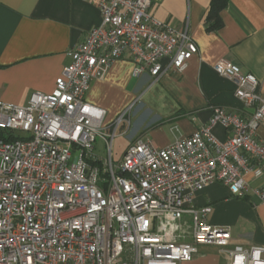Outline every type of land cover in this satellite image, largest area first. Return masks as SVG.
Instances as JSON below:
<instances>
[{"label":"built area","instance_id":"built-area-1","mask_svg":"<svg viewBox=\"0 0 264 264\" xmlns=\"http://www.w3.org/2000/svg\"><path fill=\"white\" fill-rule=\"evenodd\" d=\"M82 1L97 6L101 24L69 50L54 91L34 93L27 106L0 101V264H184L202 246L220 248L227 264H264V246H232L229 227L207 222L212 208L195 206L215 183L264 203V187L245 180L264 176L260 81L219 61L214 70L235 83L241 114L215 107L191 136L165 148L138 140L115 163L113 142L130 109L106 126V112L86 101L91 83L125 58L135 77L157 81L183 73L199 50L187 29L151 14L162 0ZM99 138L109 159L94 154Z\"/></svg>","mask_w":264,"mask_h":264},{"label":"crops","instance_id":"crops-1","mask_svg":"<svg viewBox=\"0 0 264 264\" xmlns=\"http://www.w3.org/2000/svg\"><path fill=\"white\" fill-rule=\"evenodd\" d=\"M212 1L162 0L151 8L159 21L187 29L198 47L183 73L170 71L157 81L147 74L135 77L134 64L125 58L112 64L105 79L91 83L86 101L106 112V126L130 109L119 133L127 147L149 138L165 148L206 125L215 107L241 114L235 83L214 70L221 60L253 74L264 94V0H228L217 19L211 18L216 27L210 28ZM101 20L97 6L82 0H0V101L27 106L34 93L51 94L71 63L69 50ZM214 133L226 139L221 127ZM258 135L264 142V127ZM245 180L250 189L264 187V176L246 175ZM195 206L212 208L207 222L229 227L232 246H264V203L252 193L235 197L215 183L196 194ZM182 224L191 242V217L185 215ZM199 251L184 264H227L220 248L202 246Z\"/></svg>","mask_w":264,"mask_h":264},{"label":"rangeland","instance_id":"rangeland-1","mask_svg":"<svg viewBox=\"0 0 264 264\" xmlns=\"http://www.w3.org/2000/svg\"><path fill=\"white\" fill-rule=\"evenodd\" d=\"M126 148H127L126 138H124V136H120V134L118 133L117 137L113 142L112 154H111L112 160L115 163H118L120 161ZM94 154L102 159H109L110 156L109 151L104 147V143L100 138L97 139V142L95 144Z\"/></svg>","mask_w":264,"mask_h":264},{"label":"trees","instance_id":"trees-1","mask_svg":"<svg viewBox=\"0 0 264 264\" xmlns=\"http://www.w3.org/2000/svg\"><path fill=\"white\" fill-rule=\"evenodd\" d=\"M228 0H213L212 1V9H213V14L208 18L207 24L210 25V28L216 27L213 24H211V18L217 19V16H215L219 11L223 10L225 8V5Z\"/></svg>","mask_w":264,"mask_h":264}]
</instances>
